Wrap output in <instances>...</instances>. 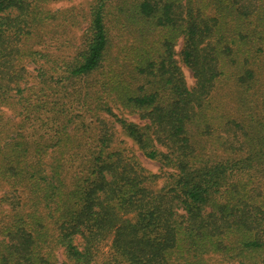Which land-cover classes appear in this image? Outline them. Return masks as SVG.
Wrapping results in <instances>:
<instances>
[{"label": "trees", "instance_id": "1", "mask_svg": "<svg viewBox=\"0 0 264 264\" xmlns=\"http://www.w3.org/2000/svg\"><path fill=\"white\" fill-rule=\"evenodd\" d=\"M57 1L0 0V264H264V0Z\"/></svg>", "mask_w": 264, "mask_h": 264}, {"label": "rangeland", "instance_id": "2", "mask_svg": "<svg viewBox=\"0 0 264 264\" xmlns=\"http://www.w3.org/2000/svg\"><path fill=\"white\" fill-rule=\"evenodd\" d=\"M97 2V0H61V1H57L55 3L52 4V7L54 8H65V7H71V6H76V7H81L84 8L85 10H89V8H91V6H93L95 3ZM109 19H110V23L112 25H115V30H117L118 33V28H120V23L118 22V19L115 17V14L111 12V14L109 15ZM87 24L85 23L83 26H86ZM81 26L79 28H72L71 29V34L73 35V40L68 47H64L62 50L66 51L67 53H70L71 55L75 54V52L81 47V36L84 33V27ZM130 39L131 34L129 35V31L126 30V33L123 37H121V35H118V38H122L120 39V41H116V43L114 44V57L117 59L116 63L120 64L121 62V58L118 55L116 49H117V44L119 43L124 44L126 42L127 38ZM118 40V39H116ZM181 48L180 46H178V49ZM116 64V65H117ZM183 67V71L185 73L186 76V80L188 82V85H192L195 82V77L192 73V71L187 68L186 66L182 65ZM115 112L118 113L119 116L125 117L127 120L129 121H133L136 122L138 124H144V120L138 115V114H133L130 113L126 110H123L121 108H116ZM103 116L106 117V121H109L111 127L113 128V130L116 133L117 136V140H119L121 142L124 141L122 144L124 146H127L129 149H131L132 151H134L140 158V160L142 161V163L150 170L154 171V172H160V164L154 160H151L149 158H147L143 152L138 148L137 144L125 133V131L123 130V128L119 125V123H117L114 120V117H112L111 115H108L105 113H103ZM162 184V181L160 182V185ZM6 205V204H5ZM2 217V215H0V218ZM111 243H112V237H110L108 240H106L103 245H102V252H101V258H105L109 253H110V247H111ZM58 256H59V264H73L71 262H68L65 258V256L63 255L62 251H58ZM102 260L99 259V261L95 264H102Z\"/></svg>", "mask_w": 264, "mask_h": 264}]
</instances>
